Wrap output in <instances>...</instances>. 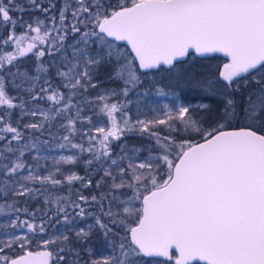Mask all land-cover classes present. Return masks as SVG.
<instances>
[{
  "label": "snow or ice",
  "instance_id": "snow-or-ice-1",
  "mask_svg": "<svg viewBox=\"0 0 264 264\" xmlns=\"http://www.w3.org/2000/svg\"><path fill=\"white\" fill-rule=\"evenodd\" d=\"M0 264H264V0H0Z\"/></svg>",
  "mask_w": 264,
  "mask_h": 264
},
{
  "label": "trees",
  "instance_id": "trees-1",
  "mask_svg": "<svg viewBox=\"0 0 264 264\" xmlns=\"http://www.w3.org/2000/svg\"><path fill=\"white\" fill-rule=\"evenodd\" d=\"M133 143H136V144H142V143H145V141L143 139H140V138H134L132 140ZM80 173L83 175V169L81 168L80 170ZM79 185H77L78 187Z\"/></svg>",
  "mask_w": 264,
  "mask_h": 264
},
{
  "label": "rangeland",
  "instance_id": "rangeland-1",
  "mask_svg": "<svg viewBox=\"0 0 264 264\" xmlns=\"http://www.w3.org/2000/svg\"><path fill=\"white\" fill-rule=\"evenodd\" d=\"M163 102H167V101H163ZM65 154H67V153H65Z\"/></svg>",
  "mask_w": 264,
  "mask_h": 264
},
{
  "label": "flooded vegetation",
  "instance_id": "flooded-vegetation-1",
  "mask_svg": "<svg viewBox=\"0 0 264 264\" xmlns=\"http://www.w3.org/2000/svg\"><path fill=\"white\" fill-rule=\"evenodd\" d=\"M217 55H222V54H217Z\"/></svg>",
  "mask_w": 264,
  "mask_h": 264
}]
</instances>
